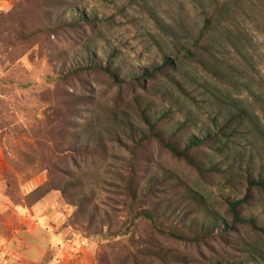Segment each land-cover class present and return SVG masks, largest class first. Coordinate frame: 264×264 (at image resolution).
<instances>
[{
	"label": "trees",
	"instance_id": "obj_1",
	"mask_svg": "<svg viewBox=\"0 0 264 264\" xmlns=\"http://www.w3.org/2000/svg\"><path fill=\"white\" fill-rule=\"evenodd\" d=\"M195 1L200 4L199 24L192 26L183 17L157 21L169 46L161 62L131 67L121 47L110 42L100 46L92 38L65 49L61 80L103 73L119 89L140 91L129 99L119 94L102 101L68 90L45 111L47 130L33 135L29 144L36 151L21 154L26 180L44 175L28 185L26 206L58 190L73 209L66 227L106 241L89 264H264V220L253 209L264 197V155L259 169L230 160L234 138L243 129L263 132L260 116L239 100L215 95L217 100L204 96L203 101L234 108L221 109L223 120L214 117L213 130L199 134L192 117L177 119L183 103H202L186 78L191 69L227 92L231 78L244 76L240 63L230 57L249 61L248 24L257 0ZM58 3L49 1L51 6ZM101 21L74 4L50 15L45 27L19 26L13 36L24 41L44 32L88 34ZM163 154L182 162L195 179L171 167ZM212 186L237 194L211 198ZM6 195L13 197L9 189ZM168 242L196 247L200 257Z\"/></svg>",
	"mask_w": 264,
	"mask_h": 264
},
{
	"label": "rangeland",
	"instance_id": "obj_2",
	"mask_svg": "<svg viewBox=\"0 0 264 264\" xmlns=\"http://www.w3.org/2000/svg\"><path fill=\"white\" fill-rule=\"evenodd\" d=\"M49 1L0 0V264H89L94 261L95 251L102 250L106 242L66 227L73 209L64 202L60 191H51L34 208L27 207L23 200L28 185L41 181L44 175L26 180L20 171L25 164L21 154L36 151L29 144L33 143V135L45 134L44 114L50 105H58L57 96L75 90L111 101L116 95L129 99L140 91L130 86L119 89L103 73H86L68 81L61 80L64 50L73 42L80 44L92 38L100 46L110 42L121 47L129 66L144 67L161 62L163 54L169 51L157 21L183 17L194 26L201 20L200 4L195 0H59L58 5L53 6ZM74 4L101 18L95 31L91 28L88 34L84 30L44 32L24 41L13 36V30L19 26L26 29L45 27L50 15L56 17L60 10ZM248 27L249 61L238 55L230 57L240 63L244 76L231 78L227 92L204 73L191 69L186 78L192 82L193 92L202 103H183L177 119L192 117L196 132L204 133L214 129V117L223 120V115H219L222 108L224 111L226 106L234 108V105L205 103L206 97L217 100L215 95H224L243 102L246 104L243 106L260 116L263 132L252 126L243 129L242 134L234 138L230 160L236 159L243 167L253 163L255 169H259L264 155V0H257V10ZM56 52L60 57H52ZM162 158L180 173L195 179L182 162L166 154ZM5 172L10 175L8 178ZM9 182H12L10 186ZM8 189L13 193V200L6 195ZM211 189H214L211 198L221 193L237 194L231 188L220 191L212 186ZM253 209L264 220V197L256 201ZM220 210L224 213L223 207ZM212 243L220 247L216 241ZM168 245L196 257L201 254L200 249L193 246L178 242H168ZM202 251L208 256L213 253L207 247Z\"/></svg>",
	"mask_w": 264,
	"mask_h": 264
},
{
	"label": "crops",
	"instance_id": "obj_3",
	"mask_svg": "<svg viewBox=\"0 0 264 264\" xmlns=\"http://www.w3.org/2000/svg\"><path fill=\"white\" fill-rule=\"evenodd\" d=\"M38 206V205H37ZM36 207V206H35ZM34 208V207H33ZM29 211H30V208H29Z\"/></svg>",
	"mask_w": 264,
	"mask_h": 264
}]
</instances>
